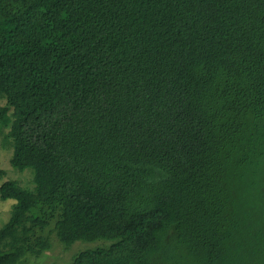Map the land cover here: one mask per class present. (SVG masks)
<instances>
[{
    "label": "trees",
    "instance_id": "1",
    "mask_svg": "<svg viewBox=\"0 0 264 264\" xmlns=\"http://www.w3.org/2000/svg\"><path fill=\"white\" fill-rule=\"evenodd\" d=\"M0 126V264H264V0H0Z\"/></svg>",
    "mask_w": 264,
    "mask_h": 264
},
{
    "label": "rangeland",
    "instance_id": "2",
    "mask_svg": "<svg viewBox=\"0 0 264 264\" xmlns=\"http://www.w3.org/2000/svg\"><path fill=\"white\" fill-rule=\"evenodd\" d=\"M1 104L4 106L5 101L2 100ZM8 132L9 129L0 126V186L8 180H17L23 187L32 189L34 187V174L32 169L19 172L11 165L10 161L13 154V145L11 139L8 137ZM14 204V200H0V229L8 222ZM51 223L52 226L48 228L49 230L45 235L50 237L52 248L42 253L40 256L27 254L20 264H72L74 259L81 252L108 245V243L103 241H80L65 249L64 245L57 239L56 233H54L53 228L55 222Z\"/></svg>",
    "mask_w": 264,
    "mask_h": 264
}]
</instances>
